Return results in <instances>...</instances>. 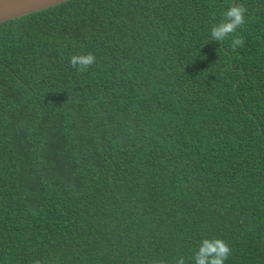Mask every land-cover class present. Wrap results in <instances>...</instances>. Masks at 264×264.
<instances>
[{
	"label": "trees",
	"instance_id": "1",
	"mask_svg": "<svg viewBox=\"0 0 264 264\" xmlns=\"http://www.w3.org/2000/svg\"><path fill=\"white\" fill-rule=\"evenodd\" d=\"M67 0L0 22V264H264V0ZM92 52L85 72L69 63Z\"/></svg>",
	"mask_w": 264,
	"mask_h": 264
},
{
	"label": "clouds",
	"instance_id": "2",
	"mask_svg": "<svg viewBox=\"0 0 264 264\" xmlns=\"http://www.w3.org/2000/svg\"><path fill=\"white\" fill-rule=\"evenodd\" d=\"M247 8L244 4L232 0L230 6L221 14L218 22L213 23L210 29V39L218 44L229 41V49L235 51L238 47H243L244 38L235 33L246 24ZM96 62V56L92 52L73 54L69 63L78 72L87 71ZM230 244L221 237H205L200 242L198 249L194 253V264H225L231 255ZM34 264H43L40 259H36ZM151 264H168L163 259H154ZM174 264H186L184 257L175 259Z\"/></svg>",
	"mask_w": 264,
	"mask_h": 264
},
{
	"label": "water",
	"instance_id": "3",
	"mask_svg": "<svg viewBox=\"0 0 264 264\" xmlns=\"http://www.w3.org/2000/svg\"><path fill=\"white\" fill-rule=\"evenodd\" d=\"M67 0H0V22L14 19Z\"/></svg>",
	"mask_w": 264,
	"mask_h": 264
}]
</instances>
